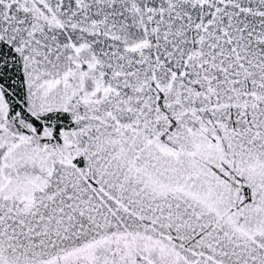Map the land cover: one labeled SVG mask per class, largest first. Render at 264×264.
Instances as JSON below:
<instances>
[{"label":"snow or ice","instance_id":"snow-or-ice-1","mask_svg":"<svg viewBox=\"0 0 264 264\" xmlns=\"http://www.w3.org/2000/svg\"><path fill=\"white\" fill-rule=\"evenodd\" d=\"M0 264H264V0H0Z\"/></svg>","mask_w":264,"mask_h":264}]
</instances>
